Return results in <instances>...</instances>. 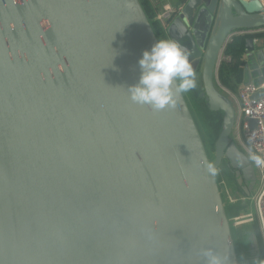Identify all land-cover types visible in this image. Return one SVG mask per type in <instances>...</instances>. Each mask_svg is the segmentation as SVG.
Segmentation results:
<instances>
[{
	"label": "water",
	"instance_id": "water-1",
	"mask_svg": "<svg viewBox=\"0 0 264 264\" xmlns=\"http://www.w3.org/2000/svg\"><path fill=\"white\" fill-rule=\"evenodd\" d=\"M178 3L167 33L223 113L210 149L185 93L161 111L130 99L139 58L160 40L140 0H0V264H203L204 248L227 264H245L246 250L260 259L255 232L233 238L231 206L246 209L257 172L214 75L226 41L252 34L244 85L264 95V5Z\"/></svg>",
	"mask_w": 264,
	"mask_h": 264
},
{
	"label": "clouds",
	"instance_id": "clouds-1",
	"mask_svg": "<svg viewBox=\"0 0 264 264\" xmlns=\"http://www.w3.org/2000/svg\"><path fill=\"white\" fill-rule=\"evenodd\" d=\"M190 53L173 39L157 40L139 58L138 82L127 87L130 99L140 105H150L161 111L173 108L180 94L196 88V73ZM209 171L213 166L208 165ZM203 264H227V257L212 248L201 249ZM264 264V259L258 261Z\"/></svg>",
	"mask_w": 264,
	"mask_h": 264
},
{
	"label": "built area",
	"instance_id": "built-area-1",
	"mask_svg": "<svg viewBox=\"0 0 264 264\" xmlns=\"http://www.w3.org/2000/svg\"><path fill=\"white\" fill-rule=\"evenodd\" d=\"M181 7L164 5L154 10L156 19L166 28L167 24L180 12ZM241 34L249 33L243 30ZM261 87H264L262 85ZM260 87L243 85L235 93L228 92L235 104L236 143L250 158L260 181L258 190L252 196L253 213L234 214V225L240 227L256 221L264 247V95L254 98ZM229 201H232L229 197Z\"/></svg>",
	"mask_w": 264,
	"mask_h": 264
},
{
	"label": "crops",
	"instance_id": "crops-1",
	"mask_svg": "<svg viewBox=\"0 0 264 264\" xmlns=\"http://www.w3.org/2000/svg\"><path fill=\"white\" fill-rule=\"evenodd\" d=\"M142 5L144 6L146 12L147 9L146 7H149L151 12H153L154 15L151 16L150 20L154 26V29L159 37V39H170L167 29L170 25V22L167 24L166 28H162V25L158 19H156L155 12L154 10L160 9L164 5H169L172 7H180L178 0H140ZM263 5H264V0H261ZM260 40L259 43L264 44V28L260 29ZM238 35L233 36L232 38H229L228 41H226L225 46L221 52L220 60L218 62L216 72L214 75V83L216 87L224 91L228 94V92L235 93L239 88H241L244 85V82L246 81V78L244 76V66L246 64V59H245V54H244V46L242 47V51L239 53V56H234V53L236 51L237 46H239V39L240 37H236ZM230 43V52H225V48L227 44ZM244 45V44H243ZM220 70V71H219ZM196 73V78L199 79L200 81V91H201V86H202V78H201V73H200V68L194 70ZM233 137L236 141L237 135L234 130ZM230 193L232 195L231 199L232 202L230 203H235L234 200H238L240 198L239 191L234 192V188L230 186ZM236 190V189H235ZM233 212L238 207L236 214H245L248 212H245V206L242 204L239 205H233L231 206ZM235 208V209H234ZM243 210V211H242ZM239 211V212H238ZM242 211V212H241ZM245 257V256H244Z\"/></svg>",
	"mask_w": 264,
	"mask_h": 264
},
{
	"label": "rangeland",
	"instance_id": "rangeland-1",
	"mask_svg": "<svg viewBox=\"0 0 264 264\" xmlns=\"http://www.w3.org/2000/svg\"><path fill=\"white\" fill-rule=\"evenodd\" d=\"M199 89H200V87H199ZM199 95H200V90L196 93L195 89H192L190 92L185 93L186 98H188V101L190 102V104L194 110L195 117H196L198 125L201 129V135L203 137L204 144L207 148L210 149V148H212V146L214 145L215 141L217 140V138L219 137V135L221 133V130L223 127V113L220 111L210 110L208 108V106L206 105L204 98H200ZM208 111H210V112H208ZM214 112H219L220 115H210V113H214ZM232 133L235 134L234 129H233ZM216 174H217V177L219 178L220 182H223L227 189L230 188L228 181L232 180L233 176L229 172H227L225 175L221 174L220 169L217 171ZM259 183H260V181L257 180V183H256V185L252 191V194L247 199V206H246V209L244 210L245 212H249V213L254 212L253 203H252V196H253V194H255L257 192L258 187H259ZM232 184H234V183H232ZM228 195L231 199L232 195L229 191H228ZM235 201L236 200H234V202ZM230 202H232V201H230ZM237 209H238V207H236V209L234 211L236 212ZM246 228H248V230H250V231L255 232V235L257 237V241L259 244L260 252H261L259 260L264 259V247H263L261 235L259 234L260 232H258L259 228H258V223L256 221H254L253 223H250V224L241 225L240 227L233 229L232 230L233 231V238L235 237L237 240L236 229L245 230ZM235 238H234V240H235ZM236 243H238V242H236ZM243 258H244L243 261H245L246 257H243ZM258 261H255L254 263L252 262L251 264H258Z\"/></svg>",
	"mask_w": 264,
	"mask_h": 264
},
{
	"label": "flooded vegetation",
	"instance_id": "flooded-vegetation-1",
	"mask_svg": "<svg viewBox=\"0 0 264 264\" xmlns=\"http://www.w3.org/2000/svg\"><path fill=\"white\" fill-rule=\"evenodd\" d=\"M220 170H221V174H223V175H225L227 172H229L232 176H233V179L232 180H230V181H228L229 182V185L230 186H232L233 188H234V192H237V191H239L240 192V190H239V188H237L238 186L236 185V180H235V174H234V172L231 170V168H229L227 165H226V162H223V165L221 166V168H220ZM227 176V175H226ZM233 181V182H232ZM232 183H234V184H232ZM236 189V190H235ZM247 231H250V230H248V228H246L245 230H240V238L243 240V236H244V234L247 232ZM243 242H244V240H243ZM245 243V242H244ZM244 256L246 257V260H245V264H251V259H252V257L249 255V251H245L244 252ZM249 256V257H248Z\"/></svg>",
	"mask_w": 264,
	"mask_h": 264
},
{
	"label": "trees",
	"instance_id": "trees-1",
	"mask_svg": "<svg viewBox=\"0 0 264 264\" xmlns=\"http://www.w3.org/2000/svg\"><path fill=\"white\" fill-rule=\"evenodd\" d=\"M146 9H147V14H148V16H149V18H151V16L152 15H154L153 14V12H151V10L149 9V7H146ZM262 33V32H261ZM252 36V34H245V35H238V36H236V37H240L241 39H239V46H237V48H236V51H235V53H234V56H239V53L242 51V47L244 46L243 44H244V40H245V38L246 37H248V36ZM230 43H228L227 44V46H226V48H225V52H230ZM220 71V70H219ZM196 81H197V86H196V88H194L195 89V91H196V93L199 91V85H200V81H199V79H197L196 78ZM208 112H210V111H208ZM210 115H220V113L219 112H214V113H210ZM233 214H236V212H233ZM258 232H259V230H258ZM239 233H240V229H239ZM260 234V233H259Z\"/></svg>",
	"mask_w": 264,
	"mask_h": 264
}]
</instances>
